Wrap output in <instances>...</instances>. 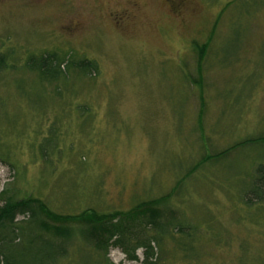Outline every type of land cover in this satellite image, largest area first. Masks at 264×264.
Returning a JSON list of instances; mask_svg holds the SVG:
<instances>
[{
  "label": "rangeland",
  "instance_id": "obj_1",
  "mask_svg": "<svg viewBox=\"0 0 264 264\" xmlns=\"http://www.w3.org/2000/svg\"><path fill=\"white\" fill-rule=\"evenodd\" d=\"M48 53L99 72L41 81L26 62ZM2 56L0 204L107 214L171 195L159 208L192 235L164 242L163 264H264V204L248 202L264 172V0H0ZM36 235L25 253L0 246L4 263L144 260Z\"/></svg>",
  "mask_w": 264,
  "mask_h": 264
},
{
  "label": "trees",
  "instance_id": "obj_2",
  "mask_svg": "<svg viewBox=\"0 0 264 264\" xmlns=\"http://www.w3.org/2000/svg\"><path fill=\"white\" fill-rule=\"evenodd\" d=\"M209 46L208 43L200 48V63ZM65 65L66 71L63 67ZM26 66L29 72L37 73L40 80L46 82L64 80L70 69L78 71L81 75H92L99 72L96 62L83 59L76 62L72 54L67 59L65 57L64 61L57 53L32 55L27 60ZM0 69L1 71L11 69L7 59L3 56L0 57ZM197 83L198 87H203L202 79ZM236 147L207 157L196 165V168L206 161L224 157ZM259 173V178L254 181V186L259 192L261 191L262 195L248 199V202L254 204H264V172L260 170ZM170 196L142 202L134 209L124 213L115 211L114 213L98 214L97 211L89 209L80 215L59 214L53 211L41 198L7 197L5 203L0 204V246L9 241V243L19 244L17 246L21 250L22 242L33 241L34 232H37L36 239L39 242L48 240L54 246L59 245L60 241H68L79 235L103 256L107 255L108 248L113 246L121 249L131 262L137 263L139 258L135 252L138 249H144L142 264H163L162 259L171 258L168 256V250L171 247L167 250L162 244L174 243L182 237L192 235V229L189 226H183L173 212L163 211L159 208L163 204L162 202H165ZM18 217H23L24 223L18 224L16 221ZM67 224H79V226L71 228ZM85 229L89 232V238L84 234ZM10 234L13 237L12 241L8 238ZM176 234L178 238L175 237ZM12 250L13 254L17 255L19 248L13 247ZM21 253H25L23 248ZM5 260L0 252V264H7L4 263Z\"/></svg>",
  "mask_w": 264,
  "mask_h": 264
}]
</instances>
